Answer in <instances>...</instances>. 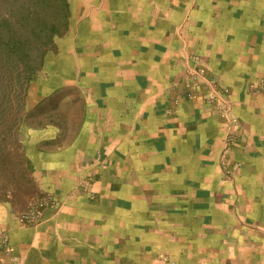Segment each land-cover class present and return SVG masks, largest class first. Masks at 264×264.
<instances>
[{"label":"crops","instance_id":"0c3cea01","mask_svg":"<svg viewBox=\"0 0 264 264\" xmlns=\"http://www.w3.org/2000/svg\"><path fill=\"white\" fill-rule=\"evenodd\" d=\"M67 2L32 98L81 115L37 155L42 217L0 204V264H264V0Z\"/></svg>","mask_w":264,"mask_h":264},{"label":"rangeland","instance_id":"374dc122","mask_svg":"<svg viewBox=\"0 0 264 264\" xmlns=\"http://www.w3.org/2000/svg\"><path fill=\"white\" fill-rule=\"evenodd\" d=\"M50 50L54 51L55 46ZM15 62L0 60V204L18 217L27 200L48 193L39 191L40 175L35 170L37 155L44 149L55 150L65 145L73 135L75 125L72 122L80 117L81 112L66 104V98L70 97L64 92L55 97V102H63L62 106L32 98V91L40 84L44 58L32 79L23 85L18 84L22 74L10 72ZM15 65L20 64L16 62ZM263 90V81H248L245 92L254 96ZM227 93V89H222L221 96L225 97ZM44 134L52 138L42 141ZM100 164L96 159L79 173L77 184L80 188H88L97 181L96 167Z\"/></svg>","mask_w":264,"mask_h":264},{"label":"trees","instance_id":"16d2710c","mask_svg":"<svg viewBox=\"0 0 264 264\" xmlns=\"http://www.w3.org/2000/svg\"><path fill=\"white\" fill-rule=\"evenodd\" d=\"M68 17L67 0H0V60L19 62L10 68L22 74L19 85L32 79Z\"/></svg>","mask_w":264,"mask_h":264},{"label":"built area","instance_id":"2783aa9c","mask_svg":"<svg viewBox=\"0 0 264 264\" xmlns=\"http://www.w3.org/2000/svg\"><path fill=\"white\" fill-rule=\"evenodd\" d=\"M188 70L190 71L188 73L189 77L187 78L190 82L187 83L188 86L194 89L197 86L200 76L202 75V69L198 66V64H195L193 65V68ZM52 204L53 197L50 193H42L40 195H37L36 197H31V199L27 200L24 207L25 209L18 215L19 222L22 224H30L38 221L42 217L44 211ZM0 250L5 252L9 257L10 263H13V259L11 256L12 248L10 247V238L6 229H3L2 227H0ZM161 264L171 263L165 261V259H162Z\"/></svg>","mask_w":264,"mask_h":264}]
</instances>
